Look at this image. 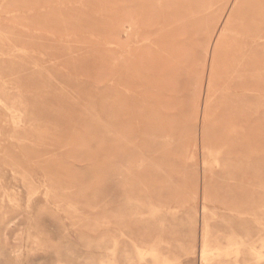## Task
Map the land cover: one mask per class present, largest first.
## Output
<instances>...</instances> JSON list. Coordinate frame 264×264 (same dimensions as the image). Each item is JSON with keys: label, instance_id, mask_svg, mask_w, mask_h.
<instances>
[{"label": "rangeland", "instance_id": "rangeland-1", "mask_svg": "<svg viewBox=\"0 0 264 264\" xmlns=\"http://www.w3.org/2000/svg\"><path fill=\"white\" fill-rule=\"evenodd\" d=\"M263 18L0 0V264H264Z\"/></svg>", "mask_w": 264, "mask_h": 264}, {"label": "bare ground", "instance_id": "bare-ground-1", "mask_svg": "<svg viewBox=\"0 0 264 264\" xmlns=\"http://www.w3.org/2000/svg\"><path fill=\"white\" fill-rule=\"evenodd\" d=\"M259 5V4H258ZM263 6V5H262ZM83 7V6H82ZM86 10V9H85ZM117 10V9H116ZM261 19V18H260ZM257 20V19H256ZM263 20H264V18H263ZM256 23V22H255ZM243 26V25H242ZM162 28V27H161ZM160 28V29H161ZM242 29V28H241ZM225 31V30H224ZM228 33V32H227ZM259 41V40H258ZM2 43V42H1ZM109 47V46H108ZM144 47H146V46H144ZM160 48V47H159ZM142 50H143V45H142V48H141ZM140 49V50H141ZM139 50V49H138ZM140 50L138 51V53L140 52ZM17 51V50H16ZM18 54V53H17ZM139 54H141V53H139ZM29 56V55H28ZM6 57H8V56H6ZM136 57H138L137 55H136ZM7 59V58H6ZM134 62V61H133ZM23 63V62H22ZM129 66V65H128ZM131 66V65H130ZM35 67V66H34ZM135 67V66H134ZM130 68V67H129ZM133 67H131V69H132ZM36 69V68H35ZM44 69V68H43ZM134 70H135V68H134ZM129 71H131V70H129ZM127 73V72H126ZM133 73V72H132ZM128 74V73H127ZM126 74V75H127ZM253 75V74H252ZM246 80V79H245ZM247 80H249V79H247ZM112 84V83H111ZM126 91V90H125ZM123 92V91H122ZM127 92V91H126ZM134 92V91H133ZM125 93V92H124ZM23 96V95H22ZM158 96V95H157ZM25 97V96H24ZM142 99V98H141ZM165 99H166V97H165ZM21 100H22V98H21ZM103 100V99H102ZM127 100H128V98H127ZM0 101L1 102H4V100L0 97ZM27 101V100H26ZM208 102V101H207ZM20 103V102H19ZM22 103V102H21ZM114 104H116V103H114ZM20 105H22V104H20ZM24 105V104H23ZM25 107V106H24ZM263 107H264V105H263ZM10 108V110H12L13 112H14V114H15V116H16V118L18 119V120H21L22 119V117H24V111L22 110V109H20V108H18V107H15V106H12V107H9ZM207 108H208V106H207ZM112 110V109H111ZM115 111V110H114ZM123 111V110H122ZM111 112V111H110ZM13 114V113H12ZM241 115V114H240ZM129 116V115H128ZM145 117V116H144ZM114 120V119H113ZM120 120V119H119ZM238 121V120H237ZM20 122V121H19ZM21 124V123H20ZM30 124V123H29ZM129 124V123H128ZM237 124V123H236ZM32 125V124H31ZM41 125V124H40ZM44 128V127H43ZM42 128V129H43ZM45 129V128H44ZM109 129V128H108ZM118 130V129H117ZM237 130V129H236ZM43 131V130H42ZM119 131V130H118ZM238 131V130H237ZM46 132V131H45ZM117 132V131H116ZM120 132V131H119ZM252 132V131H251ZM42 133H44V132H42ZM236 133V132H235ZM116 134V133H115ZM246 134V133H245ZM103 135V134H102ZM116 135H118V134H116ZM115 136V135H114ZM236 136V135H235ZM114 139V138H113ZM236 139H237V137H236ZM118 141V140H117ZM247 141V140H246ZM111 143V142H110ZM238 143V142H237ZM245 143V142H244ZM245 145V144H244ZM251 145V144H250ZM234 146V145H233ZM243 146V145H242ZM248 147H247V145H246V149H247ZM251 148H252V146H251ZM234 149V148H233ZM232 149V150H233ZM244 149V148H243ZM117 150V149H116ZM229 150V149H228ZM232 150H230V151H232ZM245 150V149H244ZM244 152V151H243ZM250 152H252V151H250ZM211 153H213V152H211ZM217 153V152H216ZM222 153V152H221ZM221 153H220V155H221ZM231 153V152H230ZM234 153V152H233ZM247 153V152H246ZM214 154V153H213ZM218 154V153H217ZM224 154H226V153H224ZM228 154V153H227ZM241 154H243V153H241ZM244 154H245V152H244ZM248 154V153H247ZM251 154V153H250ZM220 155H218V157L220 156ZM231 155V154H230ZM157 156V155H156ZM216 156V155H215ZM243 156V155H242ZM245 156H246V154H245ZM248 156V155H247ZM246 156V157H247ZM214 157V156H213ZM217 157V156H216ZM249 157H250V155H249ZM249 157H247L248 159H249ZM240 159H242V158H240ZM244 159V158H243ZM253 159V158H252ZM218 160H220V159H218ZM234 160V159H233ZM250 160V159H249ZM217 161V160H216ZM253 161V160H252ZM229 162H231V161H229ZM243 162V161H242ZM244 163H245V161H244ZM241 165L243 164V163H240ZM145 166V165H144ZM245 166V165H244ZM246 166H247V164H246ZM248 167H249V165H248ZM251 170V169H250ZM120 173V172H119ZM111 175H113V174H111ZM112 177V176H111ZM240 177V176H239ZM117 178V177H116ZM116 181H118V180H116ZM49 185V184H48ZM239 185V184H238ZM71 207V206H70ZM78 207V206H77ZM169 210V209H168ZM155 212V211H154ZM153 212V213H154ZM204 212V211H203ZM77 213V212H76ZM156 213V212H155ZM168 213H170V211L168 212ZM150 215V214H149ZM247 215V214H246ZM152 216V215H151ZM179 216V215H178ZM254 217V216H253ZM5 219V218H4ZM4 226V225H3ZM221 239V238H220ZM127 240V239H126ZM212 240V239H211ZM249 241V240H248ZM248 241H246V239L244 238V237H240L239 238V240H236L234 243H232V245H231V247H230V249L228 250V251H223V250H219L222 254L223 253H225L226 255H224V256H227L228 258L229 257H232L233 256V259L236 261V262H238L239 261V259L241 258V257H245V258H247V259H250L251 257H253V258H256V257H259L260 256V252H259V250L254 246V245H251V246H248ZM66 242V241H65ZM130 242V241H129ZM50 244V243H49ZM175 244H176V242H175ZM178 246V245H177ZM179 247V246H178ZM170 248V247H169ZM184 249V248H183ZM216 249V248H215ZM210 250V249H209ZM169 251V250H168ZM213 251V250H212ZM139 252V251H138ZM217 252H218V250H217ZM145 253V252H144ZM143 253V254H144ZM204 253V252H203ZM208 254H210V252L208 251L207 252ZM214 253V252H213ZM207 254V255H208ZM221 254V255H222ZM33 255V254H32ZM150 255H152V254H150ZM171 255V254H170ZM218 255H220V254H218ZM217 255V256H218ZM147 256V255H146ZM153 256V255H152ZM203 256H204V254H203ZM205 256H206V254H205ZM263 257V256H262ZM260 258V259H263V258ZM148 258V257H147ZM152 258V257H151ZM213 258H215V255H214V257ZM220 258V257H219ZM226 258V257H225ZM161 259V258H160ZM159 259V260H160ZM142 260V259H141ZM145 260V259H144ZM216 261V260H215ZM244 261V260H243ZM262 261V260H261ZM152 262H154V260L152 261ZM158 263H159V261H158ZM166 263V262H165ZM263 263V262H262ZM161 264H163V263H161ZM210 264V263H209Z\"/></svg>", "mask_w": 264, "mask_h": 264}]
</instances>
